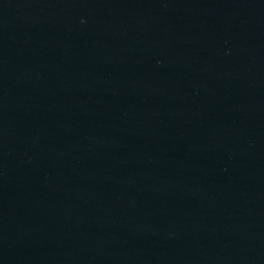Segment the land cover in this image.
<instances>
[{"label": "water", "instance_id": "obj_1", "mask_svg": "<svg viewBox=\"0 0 264 264\" xmlns=\"http://www.w3.org/2000/svg\"><path fill=\"white\" fill-rule=\"evenodd\" d=\"M0 264H264V0H0Z\"/></svg>", "mask_w": 264, "mask_h": 264}]
</instances>
